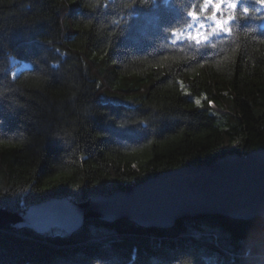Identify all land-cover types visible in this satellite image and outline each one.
I'll list each match as a JSON object with an SVG mask.
<instances>
[{
  "label": "trees",
  "instance_id": "1",
  "mask_svg": "<svg viewBox=\"0 0 264 264\" xmlns=\"http://www.w3.org/2000/svg\"><path fill=\"white\" fill-rule=\"evenodd\" d=\"M132 3L0 0V210L82 203L264 151V5L248 0L247 18L196 53L165 37L202 0ZM0 264H264V220L0 229Z\"/></svg>",
  "mask_w": 264,
  "mask_h": 264
},
{
  "label": "water",
  "instance_id": "2",
  "mask_svg": "<svg viewBox=\"0 0 264 264\" xmlns=\"http://www.w3.org/2000/svg\"><path fill=\"white\" fill-rule=\"evenodd\" d=\"M196 215L264 220V151L174 169L128 191L82 203L57 198L16 213L0 210V229L29 230L39 237L71 236L89 220L125 221L148 230L171 228L182 217Z\"/></svg>",
  "mask_w": 264,
  "mask_h": 264
},
{
  "label": "snow or ice",
  "instance_id": "3",
  "mask_svg": "<svg viewBox=\"0 0 264 264\" xmlns=\"http://www.w3.org/2000/svg\"><path fill=\"white\" fill-rule=\"evenodd\" d=\"M157 2L158 0H141V7L148 4L156 7ZM257 2L264 5V0H257ZM135 3L136 0H133V3L128 5V8H134ZM247 4L248 0H202L199 6L193 4L191 9L187 11V19L184 18V14L181 12L177 22L168 25L170 37L166 36L165 38L170 39L173 45L183 44L184 41L175 38L178 33L183 35L185 32H189L187 41L190 45L194 42L196 53H203L213 37L231 33L238 27V22L241 19L247 18L250 11ZM237 9H241L242 12L237 11ZM128 15H138V13L129 11ZM180 23L186 24V28L180 27ZM199 29H203V32L201 33ZM190 30L195 31L196 34L192 35ZM204 59H207V57H204ZM195 103L199 104L200 101L196 100Z\"/></svg>",
  "mask_w": 264,
  "mask_h": 264
},
{
  "label": "rangeland",
  "instance_id": "4",
  "mask_svg": "<svg viewBox=\"0 0 264 264\" xmlns=\"http://www.w3.org/2000/svg\"><path fill=\"white\" fill-rule=\"evenodd\" d=\"M199 31L202 33L203 32V29H199ZM188 34H189V32H188ZM196 34V32H194V31H192V35H195ZM28 67L29 65L28 64H26V63H22V67ZM68 199H70V198H68ZM72 200V199H71ZM74 201V200H73ZM76 202V201H75ZM77 203V202H76ZM24 209H26V208H24ZM90 221V220H89ZM88 222V221H87ZM86 223V222H85ZM84 225V224H83ZM172 228V227H171ZM160 229H163V230H167V229H169V228H167V229H165V228H160ZM141 230H145V229H141ZM14 231V230H13ZM55 233H57V232H55Z\"/></svg>",
  "mask_w": 264,
  "mask_h": 264
},
{
  "label": "bare ground",
  "instance_id": "5",
  "mask_svg": "<svg viewBox=\"0 0 264 264\" xmlns=\"http://www.w3.org/2000/svg\"><path fill=\"white\" fill-rule=\"evenodd\" d=\"M195 32V31H194ZM191 34H192V31H191ZM187 35H188V32H185L183 35H177V37L175 38V39H177V40H180V41H185L187 38ZM73 234H75V233H73ZM72 234V235H73ZM71 235V236H72Z\"/></svg>",
  "mask_w": 264,
  "mask_h": 264
}]
</instances>
